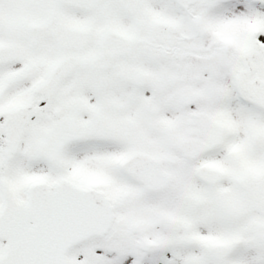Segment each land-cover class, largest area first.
I'll use <instances>...</instances> for the list:
<instances>
[{
	"label": "snow or ice",
	"instance_id": "snow-or-ice-1",
	"mask_svg": "<svg viewBox=\"0 0 264 264\" xmlns=\"http://www.w3.org/2000/svg\"><path fill=\"white\" fill-rule=\"evenodd\" d=\"M0 264H264V0H0Z\"/></svg>",
	"mask_w": 264,
	"mask_h": 264
}]
</instances>
